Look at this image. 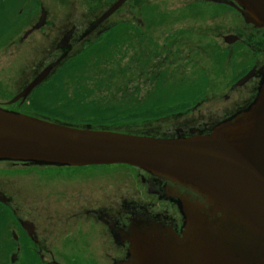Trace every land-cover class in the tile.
<instances>
[{"label": "water", "instance_id": "water-1", "mask_svg": "<svg viewBox=\"0 0 264 264\" xmlns=\"http://www.w3.org/2000/svg\"><path fill=\"white\" fill-rule=\"evenodd\" d=\"M126 1L117 0L103 17ZM223 1L235 7L246 23L264 28V0ZM237 39L224 37L228 44ZM50 70L18 98L26 99ZM253 75L254 69L236 85ZM0 161L139 168L136 178L147 172L201 195L203 201L181 197V233L157 222L132 226L127 258L116 264H264V76L246 110L208 134L184 137L78 128L0 106ZM83 219V215L75 218Z\"/></svg>", "mask_w": 264, "mask_h": 264}, {"label": "rangeland", "instance_id": "rangeland-1", "mask_svg": "<svg viewBox=\"0 0 264 264\" xmlns=\"http://www.w3.org/2000/svg\"><path fill=\"white\" fill-rule=\"evenodd\" d=\"M80 1L78 8L81 11L85 7V1ZM114 1L96 0L97 15L106 12L110 7L109 4ZM214 2L216 1L210 0L207 3L206 0H128L106 21V24L111 22L119 24L120 20H123L128 24V32L125 35L128 41L115 49L112 60L107 61V58H103L100 64L93 62L81 77L70 78L68 75L62 82L54 84L66 94H61L60 99L56 98L57 92L52 87H46L35 94V100L60 106L65 96L68 99H74L76 96L87 97L86 102H92V106L101 108L120 106L121 108L117 110L124 113L132 111L133 108H129L131 106L139 105L140 109H143L141 107L155 87L163 83V86H167L172 92L176 91V87L180 92L186 86H196L201 91L202 97L207 95L210 100L206 105L204 104L205 106L219 107L221 99L228 90V84L237 78L243 66L239 64L234 70V64L231 62L218 64L216 50L231 46L236 48V43L231 45L224 42L223 36L236 34L240 29V23L245 21L232 8L219 4V1L217 4ZM145 5H148L156 15L153 26L145 22L146 17L143 14ZM48 7L54 16H58V12L63 10V7L57 5V0H48ZM68 12V8L64 7L63 14ZM161 13L167 15V17L162 16L165 19L163 23H160ZM136 32L144 34L138 38ZM121 34H126L125 28L118 31L113 40H121ZM171 41L175 43L172 47L166 45ZM156 43L158 46H155ZM189 57L191 62L187 61ZM19 63L17 62L13 68L12 65H7L9 63L6 60L1 62L0 101L12 99V96L23 88L25 83H21L20 78L15 75L17 71L15 68L24 65ZM4 66L9 67L4 69ZM71 104L77 105L73 102ZM26 108L28 104L23 109ZM192 123V116L189 113L183 117L181 115L170 117L161 124L134 122L114 130L142 135L141 133L146 130L154 131L159 128L161 130L164 127L172 130V134L181 131L190 133ZM20 171L14 177L17 185L14 189L21 191L18 196L20 205L23 209L26 205H31L34 213L40 212L43 217L46 216L48 224L47 231L44 232L50 240L49 248L55 255L60 253L61 239L79 238L75 228H82V231L99 229L85 224L84 219L71 218L69 224L65 225L62 222L67 210L71 213L75 211L76 206L93 203L94 191L96 206L107 201L102 199L104 190L111 191L109 201H112L114 211L119 209L123 195L130 198L138 193L140 199L134 198V200L139 199L145 205L149 201V195L140 184V178H136L139 169L34 165L26 172ZM159 207L160 204L157 203L155 211ZM93 230L89 238L83 237L87 240L82 241L81 245L62 246L61 251L66 257L74 260L75 257L90 260L96 253L100 255L102 248L100 252L95 249L98 244L95 231L98 230ZM90 238L92 239L89 240Z\"/></svg>", "mask_w": 264, "mask_h": 264}, {"label": "flooded vegetation", "instance_id": "flooded-vegetation-1", "mask_svg": "<svg viewBox=\"0 0 264 264\" xmlns=\"http://www.w3.org/2000/svg\"><path fill=\"white\" fill-rule=\"evenodd\" d=\"M80 2L57 0V5L63 7V10L58 12V16H54L48 7V0H0V64L5 60L9 63L7 65H12L13 68L17 62L24 64L15 68L17 69L15 75L20 78L21 83H25L12 99L1 100V107L23 111L25 105L31 104L36 93L50 87L48 86L50 82L54 85L64 80L54 81L51 78L66 67L71 57L88 47L86 50L91 54V60L97 63L98 51L106 48L107 53L111 55L115 49L128 41L125 36L128 32L126 21L106 24L110 16L103 18L105 12L97 15L96 0H83L85 7L81 11L78 8ZM64 7L69 10L67 14H63ZM124 28L126 34H121V40H113L118 31ZM143 34L136 32L138 38ZM236 35L238 36L236 44L239 43L244 50L241 58L243 68L240 69L242 74L228 84V90L219 107L205 106L210 101L207 95L201 97L191 107L193 123L190 126V133H209L220 122L246 110L257 94L259 83L264 76V28L240 23ZM168 44L172 47L175 43L171 41L166 45ZM187 61L191 62V58ZM7 67L4 66V69ZM50 67V73L33 89L28 98H18L28 85ZM252 69L253 77L242 85H236L237 81ZM31 167L33 164L30 162L0 161V264H116L127 258L130 247L129 232L132 226L142 228L150 222H157L181 233L184 226V217L180 209L181 197L203 201L201 195L194 191L147 173L138 175L142 187L149 195L146 205L139 201L138 193L130 197L133 200L123 195L119 209L114 211L112 201H109L111 191L104 190L102 199L107 201L98 206L94 191L93 203L76 206L75 211L71 213L67 210L62 222L64 225L69 224L71 218L83 215L85 224L99 227L93 228L98 230L95 231L98 236L95 249L100 252L102 248V253L100 255L96 253L90 260L81 257H75L74 260L66 257L61 247L70 244L81 245L82 241L87 240L83 237L89 238L94 230L82 231V228H75L79 238L61 239L60 253L55 255L49 248L50 240L44 232L47 231L48 224L46 216L43 217L40 212L34 213L31 205H26L23 209L18 199L21 191L14 189L17 187L14 177L18 171L26 172ZM157 203L160 207L154 211L152 207L155 208Z\"/></svg>", "mask_w": 264, "mask_h": 264}, {"label": "trees", "instance_id": "trees-1", "mask_svg": "<svg viewBox=\"0 0 264 264\" xmlns=\"http://www.w3.org/2000/svg\"><path fill=\"white\" fill-rule=\"evenodd\" d=\"M139 7H141L140 4ZM143 14L146 17V24L153 26L155 24L154 17L156 16L154 11H152L148 5H145L143 6ZM160 16V23H163L165 19L162 16L167 17V15L161 13ZM86 49H88V47L82 50L77 55L71 57L68 60L66 67H64L57 74V76L54 77L53 80L60 81L65 77H68V75L70 78L81 77L82 73H84L85 70L89 68L91 63L95 62L91 60V54H89L88 50ZM216 51V62L218 64L231 62L234 64V70L235 67H238L240 59L244 55V50H242L240 46H237L233 49L218 48ZM109 54L110 53H107L106 48H103L102 51H98V64H100L103 58H107V61L112 60L113 54ZM241 74V72L237 74V77ZM52 84L53 82H50L48 86L52 87V89L57 92V99L59 98V96H61V94H65L63 93L62 89L56 88L55 85ZM169 89L170 88H168L167 86H163V83H161L160 85L155 87L150 97L144 102L143 106L141 107L143 109H140L139 105L131 106L129 108H133L132 111L124 113L117 110L118 108H121L120 106H107L106 108L92 106V102H86L87 97L80 96H76L74 97V99H68L67 96H65L63 99V103L60 106L38 102L37 100H35V98H33L31 104L28 106V108H26V113L36 115L49 121H54L62 124H70L75 127L85 128L90 125L94 129L114 131V128L121 127L129 123L160 122L161 124L162 121L164 122V120L168 118L170 119V117H178L179 115L183 117L190 113L191 106L194 105V103L202 97L201 91H199L196 86H186L184 87V90L180 92L177 91L178 87H176V91L173 90L174 93ZM71 102L77 105L73 106ZM171 131L170 129L163 127L161 128V130L160 128L154 131L146 130L141 134L145 136L163 138H175L191 135V133H186L185 131L175 132V134H172Z\"/></svg>", "mask_w": 264, "mask_h": 264}, {"label": "bare ground", "instance_id": "bare-ground-1", "mask_svg": "<svg viewBox=\"0 0 264 264\" xmlns=\"http://www.w3.org/2000/svg\"><path fill=\"white\" fill-rule=\"evenodd\" d=\"M13 111V110H12Z\"/></svg>", "mask_w": 264, "mask_h": 264}]
</instances>
